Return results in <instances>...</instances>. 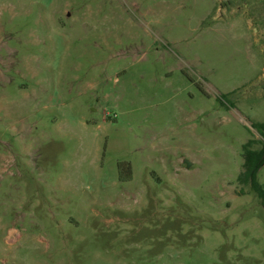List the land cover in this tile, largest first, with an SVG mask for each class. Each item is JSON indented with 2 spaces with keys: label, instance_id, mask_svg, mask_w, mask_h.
Instances as JSON below:
<instances>
[{
  "label": "rangeland",
  "instance_id": "rangeland-1",
  "mask_svg": "<svg viewBox=\"0 0 264 264\" xmlns=\"http://www.w3.org/2000/svg\"><path fill=\"white\" fill-rule=\"evenodd\" d=\"M259 122L264 0H0V264H264Z\"/></svg>",
  "mask_w": 264,
  "mask_h": 264
},
{
  "label": "trees",
  "instance_id": "trees-1",
  "mask_svg": "<svg viewBox=\"0 0 264 264\" xmlns=\"http://www.w3.org/2000/svg\"><path fill=\"white\" fill-rule=\"evenodd\" d=\"M252 128L261 137L260 148H254L255 140H248L242 145L243 171L238 176V182L248 186L256 195L264 209V188L258 182V172L264 165V122L253 123Z\"/></svg>",
  "mask_w": 264,
  "mask_h": 264
}]
</instances>
